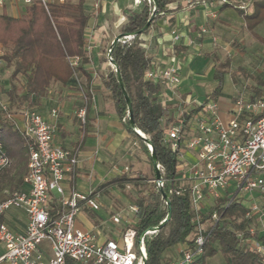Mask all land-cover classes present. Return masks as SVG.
<instances>
[{"label": "built area", "instance_id": "obj_1", "mask_svg": "<svg viewBox=\"0 0 264 264\" xmlns=\"http://www.w3.org/2000/svg\"><path fill=\"white\" fill-rule=\"evenodd\" d=\"M30 1L23 0L24 3ZM3 2L0 0V6ZM224 2L229 1L221 0ZM248 4L241 2L237 6L245 9ZM93 7L97 11L100 0H93ZM205 32V28H201L200 33ZM180 38V33H174L172 43ZM186 43L192 45L194 40L188 38ZM108 50L105 62L111 64ZM86 52L90 57L89 46H86ZM166 52L173 58L174 46H168ZM172 58L150 61L145 79L162 84L159 102L178 117L162 133V142L175 151L178 158L169 192L176 195L187 193L193 211L191 222L194 230L188 237L191 244L187 241L178 244L179 258L172 264H192L203 253L206 241L201 211L211 207L212 202L220 200V205H227L231 200L241 202L247 208L245 218L264 222L261 220L264 197L262 200L256 197L264 194V95L249 96L244 90H236L230 106L223 113L218 98L211 97L192 105L178 93L180 63ZM69 61L77 80L76 71L81 57L75 55ZM78 85L81 87L80 83ZM81 96L82 103L76 116L84 125L90 98L86 90H82ZM0 107L7 108L1 99ZM189 110L193 111L185 118L184 114ZM51 112L55 114L56 110ZM23 115V132L29 138L27 168L22 188L0 202V263L67 264L69 260L72 264H133L136 253L132 228L123 231L120 241L109 239L100 243L90 230L76 225V216L83 208L98 210L100 207L99 193L93 189L85 193L74 187L65 190L64 181L79 162L78 147L64 148L54 144L55 126L38 111L26 109ZM9 163L0 142V170ZM156 181L162 185L161 179ZM53 204L59 206L57 213ZM12 209L25 215L26 224L22 232L11 230L5 221V216ZM130 209L136 211L134 204ZM211 219L218 220L216 211L212 212ZM112 221L120 222V215L112 216ZM248 230L251 234L255 232L252 225ZM237 235L241 236V233ZM44 240L48 242L49 254L41 245ZM245 242L264 254V246L260 242L254 239H246ZM138 250L140 258H145L142 241Z\"/></svg>", "mask_w": 264, "mask_h": 264}, {"label": "trees", "instance_id": "obj_2", "mask_svg": "<svg viewBox=\"0 0 264 264\" xmlns=\"http://www.w3.org/2000/svg\"><path fill=\"white\" fill-rule=\"evenodd\" d=\"M140 1L142 6L139 10H123L125 21L119 27L121 36L108 49L111 47V59L118 68L122 85L132 104L134 125L154 146L162 185L155 179L147 143L130 126L127 104L112 64H107L106 71L101 72V82L109 91L114 110L125 131L147 156L149 169L145 172L135 171L131 175L122 174L107 183L131 182L137 189L134 220L128 226L135 231L133 246L136 259L133 264H168V259L163 254L167 248L185 241L192 243L188 237L194 230L191 222L193 211L187 193L176 195L169 192L176 175L178 158L177 153L162 142V133L178 117L159 102L162 84L145 79L150 58L143 47L142 36L148 34L156 21L170 11L167 8L170 0H157L158 7L148 27L145 25L153 12L154 2ZM250 4L251 10L248 12L230 2L222 3L220 9L235 7L244 20L245 28L257 42L264 45V37L253 30L264 19V0H250ZM88 20L85 0H31L24 3L22 16L0 12V60L11 68L6 81L0 79V88L5 83L8 84L5 90L8 97L7 108L4 110L0 107V142L10 159L9 165L0 170V202L10 193L22 188L27 168L29 138L15 126L12 114L24 109L36 110L52 84L63 86L71 82L74 79V69L70 64V57H81L78 70L87 75L83 64L90 58L86 52L85 40ZM207 55L210 56L211 52ZM228 64L227 58L222 62H214L213 79L216 83L209 93L210 98H217L220 94L223 74ZM20 76L24 78V82H19ZM192 111L186 112L184 117L187 118ZM163 193L167 195V200ZM167 201L171 216L164 226L155 230L168 214ZM220 202L214 201L211 207L201 211L206 241L203 253L192 264H203L207 258L217 253L221 254L226 264H264V254L245 242L246 239H254L264 246V232L257 228L255 218L244 217L247 208L241 202L231 200L227 205H220ZM53 210L57 213L59 206L53 204ZM213 211L218 215L216 221L211 219ZM250 225L255 229L253 234L248 230ZM141 234L146 253L144 262L138 250ZM67 264L72 262L68 260Z\"/></svg>", "mask_w": 264, "mask_h": 264}, {"label": "crops", "instance_id": "obj_3", "mask_svg": "<svg viewBox=\"0 0 264 264\" xmlns=\"http://www.w3.org/2000/svg\"><path fill=\"white\" fill-rule=\"evenodd\" d=\"M228 1L235 5L237 4L234 2H244L243 0ZM86 3L87 0H85V8ZM244 3H249L244 11H250V0ZM221 4V0H170L167 5L170 11L156 21L148 34L142 36L143 47L150 61L171 59L172 56L166 52V48L173 45L175 53L172 59L177 61L180 57L187 64L189 63L188 56L193 57L195 45L199 44V40L202 39L201 44L203 47L208 46L211 37L215 39L213 35L221 28L229 29L240 25L253 38L250 31L245 28L244 20L235 10V7H226L221 10ZM135 5L133 2L130 4L124 3L123 0H101L100 8L98 12H95L93 20L89 15L85 33L86 46L90 47V53L94 49H99V47L103 48L108 39L111 41L114 38L115 35L112 36L111 31L115 29L113 26L115 20L113 19L117 18V9L120 12L122 20L116 25H121L125 21L123 10H134L133 7ZM1 11H5L11 16H22L24 4L21 0H4L2 6H0ZM205 26L208 30H206ZM201 28H205L207 34H201ZM253 30L255 33L263 36L264 19ZM174 33H180L181 38L173 44L171 39ZM188 38L194 40L192 45H187L186 40ZM94 60L95 58L93 60L89 58V62L83 64V70L87 75L79 70L80 78L84 80V87L90 98L84 125L80 123L76 116V111L82 103L81 93L77 90L68 89L73 80L63 86L57 83L52 84L41 99L40 104L36 107V111L54 124V144L64 148L78 147L79 149V162L74 172L67 175L64 181L65 190L68 191L69 187H74L76 190L85 193L93 189L99 193L100 207H104L107 205L105 195L114 185V183L107 182L113 179V175L121 173L120 167H116L117 165L114 162L124 160L127 153L125 150L126 147L129 148V138L132 136L122 126L114 110V106L113 108L111 107L113 103L109 91L104 88L101 82V73L98 75L93 70L95 67ZM104 64L106 63H102V65ZM98 80L101 86H99ZM58 86H61L62 89ZM236 90L239 89L232 85L231 89L225 91L226 98L220 100L217 97L222 113L230 106ZM254 90V92H245L249 96L262 95L260 89L255 88ZM178 91L181 94L180 86ZM52 109L56 110L55 114H52ZM24 111L25 109L12 114L15 126L22 132L25 127ZM132 144L138 146L135 140L132 141ZM80 177L82 179L79 181ZM112 207L108 200L111 221L106 220L103 213L83 208L76 216V225L90 230L95 239L100 243L109 239L120 241L123 231L128 228L134 218L132 217L131 220L120 218V222L114 223L112 216L119 213L113 210ZM5 221L8 227L15 232H22L25 229V215L20 210L12 209L8 211ZM217 256L221 258L223 264H226L220 253L207 258L203 264H211ZM167 259L168 264H172L178 258L175 256ZM0 264L10 263L4 261Z\"/></svg>", "mask_w": 264, "mask_h": 264}, {"label": "rangeland", "instance_id": "obj_4", "mask_svg": "<svg viewBox=\"0 0 264 264\" xmlns=\"http://www.w3.org/2000/svg\"><path fill=\"white\" fill-rule=\"evenodd\" d=\"M21 1L23 2V0ZM63 1L74 2L77 0ZM243 1L247 2L248 0ZM123 2L127 4L133 2L134 4H136L135 7H133L134 10H139L142 6L140 0H123ZM234 3L240 4L241 2ZM98 10L96 11V9H94L93 0H87L86 11L89 13L92 20L95 17V12H98ZM116 15L117 18L113 19L115 20V23L113 24L115 29L111 31L112 36H116L119 33L120 25L116 24L120 22V20H122L118 9ZM206 30H208L207 27ZM206 32L205 34H207ZM262 35L264 37V34ZM213 37H215V39L211 37L209 45L204 47L201 44L202 39L199 40V44L195 45L196 48L193 57H191L190 55L188 56L189 63L185 64V60H182L180 57L178 58L177 62L180 63L181 72L180 93L182 95H180L183 98L188 99L192 105H198L205 99L210 98L209 93L216 83V81L213 79V64L214 62H222L226 58L228 59L229 64L227 70L223 74V90L222 93L218 96L220 100L226 98L225 91L231 89L232 85L239 90H244L246 92H254V89L257 88L260 89L261 94L264 95V45L255 41L247 33L244 27H241L240 25L231 27L229 29L221 28L216 34L213 35ZM112 40L113 39H111L110 41L108 39L103 48L99 47V49H94V51L90 53V59L93 60V58H95V67L93 68V70H95L98 75L101 72L103 73L106 71L107 65H102V63H106V51ZM209 52H211L210 56L206 54ZM10 72L11 68L7 67L5 63L1 61V79L3 80V82L6 81ZM76 77L77 80L74 77V81L70 84L68 89L77 90L81 93L82 90H85V83L84 80L80 78L79 70L76 71ZM19 82H24V78L22 76L19 77ZM97 82L99 86H101L100 81L98 80ZM78 83L81 84V87H79ZM61 86L58 87L61 88ZM7 88L8 84L6 83L1 86L0 99L2 102L8 105V97L5 91ZM80 97L82 101L81 94ZM111 107L113 108L112 104ZM132 141H134V139L132 137L129 138V148L126 147L125 151L127 153L125 152L126 155L124 160H117L116 162H114V164L117 165L116 167H120L119 170L121 171V173L119 175H113L112 178L122 176V174L131 175L134 174L135 171L145 172L149 169V160L147 156L143 152H141L136 144H132ZM81 179L82 178L80 177L78 180L80 181ZM136 195L137 189L132 185L131 182H129L128 184H124L121 182L114 183L113 188L105 195V201L107 202V205H105L104 207H100V209L96 210L95 212L103 213L105 219L111 221V216L108 208L109 200L110 204L113 206L112 209L116 210L119 213L120 218L131 220L133 217V211L130 209V205L134 204ZM256 197H258L259 200H262L264 194L256 195ZM261 220H264V215L262 216ZM257 228L260 231L264 232V222H258ZM41 245L43 248L47 249V254H49L48 242L44 240ZM178 248L179 245H172L171 247L167 248L163 252V254L166 258L175 256H177L178 258ZM211 264H223V261L220 257L217 256L213 259V262Z\"/></svg>", "mask_w": 264, "mask_h": 264}, {"label": "water", "instance_id": "obj_5", "mask_svg": "<svg viewBox=\"0 0 264 264\" xmlns=\"http://www.w3.org/2000/svg\"><path fill=\"white\" fill-rule=\"evenodd\" d=\"M154 2V9H153V12L150 16V19L147 21L145 27H148L149 24H150V21L152 20V18L154 17L155 13H156V9L158 7V2L157 0H153ZM121 36L120 33H118L112 40L111 42V46H113L119 39V37ZM110 51H111V47L109 48L108 50V55L110 56ZM111 61V64L114 66L115 68V71H116V75L118 77V82L121 86V90L123 92V95H124V98H125V101H126V104H127V108H128V114H129V123H130V126L131 128L138 134V136L147 143V145L150 146V159H151V162L154 166V170H155V179L156 180H160V173H159V166H158V162H157V157H156V154H155V149H154V146L152 144V142L150 141V139L148 137H146L143 133H141L134 125V119H133V109H132V104L130 102V99L122 85V82H121V79H120V73L118 71V68L116 66V64L112 61V59L110 60ZM163 197L167 200V195L165 193H163ZM168 203V214L166 216V218L160 222V224L158 226H156L154 229H158L162 226H164L167 221L169 220L170 216H171V208H170V205H169V202L167 201ZM142 237H143V234H141V236L139 237L138 239V244H140V242L142 241ZM146 258V257H145ZM145 258L143 257L142 260L144 262ZM144 264V263H142Z\"/></svg>", "mask_w": 264, "mask_h": 264}]
</instances>
